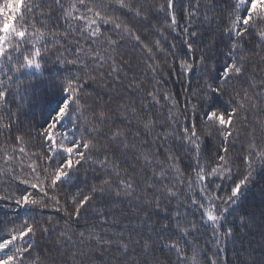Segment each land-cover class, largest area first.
I'll return each instance as SVG.
<instances>
[{"label":"snow or ice","instance_id":"snow-or-ice-1","mask_svg":"<svg viewBox=\"0 0 264 264\" xmlns=\"http://www.w3.org/2000/svg\"><path fill=\"white\" fill-rule=\"evenodd\" d=\"M219 11L218 0H0V202L9 208L0 264H226L229 240L239 243L237 264H264V199L258 212L234 218L243 235L225 227L264 179V0H226L217 41ZM124 42L140 49V73L120 58ZM160 53L179 64V76L199 73L190 108L162 92ZM45 77L59 97L33 136L25 119ZM90 82L100 89L94 104L84 99ZM241 137L245 170L234 179L229 143L237 151ZM206 139L220 140L212 166L201 162ZM174 147L191 153L194 176ZM221 181L231 182L224 196ZM49 207L77 227L45 219ZM208 228L210 258L190 239Z\"/></svg>","mask_w":264,"mask_h":264},{"label":"trees","instance_id":"trees-1","mask_svg":"<svg viewBox=\"0 0 264 264\" xmlns=\"http://www.w3.org/2000/svg\"><path fill=\"white\" fill-rule=\"evenodd\" d=\"M37 2H43V0H37ZM68 2L69 0H65V3ZM156 2L157 4L163 3V0H156ZM218 3H219L220 11L212 14L214 16V23H212L211 25L212 30L215 31V36L217 41H219L220 39V32L216 31V26L221 23H225V24L227 23L226 18L221 20L222 13L226 11V0H218ZM58 15H59L58 13H54V16L58 17ZM177 18L180 25H184L186 23L182 12L177 13ZM161 25H163V21H161ZM205 27H208V25L205 24ZM142 35H147V33H143ZM157 35L158 34L153 32L151 39L154 40ZM171 39L172 37L170 36L169 41H171ZM175 42L179 45L180 38L176 37ZM124 43L125 46L120 50V52L122 53V56L120 58L129 60L133 65V71L140 73V70L145 66L144 61L141 59L142 53L140 49L139 48L134 49L132 47L131 42H124ZM163 46L167 48L168 41H165L163 43ZM54 51L55 50L53 49V52ZM257 51H259V49H257ZM194 55L198 60L199 52H196ZM166 58L169 64H171V67L169 66V64L164 63V59H165L164 53H160L157 56V59L160 60L161 62V68L163 70L162 72L163 79L166 81V83L162 84L161 90L162 92L170 91L174 95L179 109H184L185 107L190 108V104L188 102L195 99V97L192 95V92L195 91L197 88L201 87L203 81L201 79H198L199 73H196L194 76L191 77V79H189L188 77L179 76L178 75L179 64L173 63V58L171 55H168ZM249 59L253 63H257L259 61V57L257 56H250ZM56 75H62V73L60 74L53 73V77H55ZM86 87H88L90 95H87L86 97H84V99L94 104L96 102V93L100 91V89L98 88L97 85L91 82L89 83V85H86ZM58 97H59V88L53 87L51 85V81L48 80L47 77H45L44 83L42 85H38L36 88L34 98H32V106L28 110L27 118L25 119L26 126H30V125L33 126V133H32L33 136H35V128L44 125L52 108L55 107V102ZM17 103H19V100H17ZM166 115H167V108L163 109V116L161 117V119H164ZM187 115L190 116L191 113L188 112ZM199 123L200 121L197 120L198 125ZM35 142H36L35 140L32 141V143ZM257 142L259 143V141ZM171 143L178 144V141H172ZM219 144H220L219 139L205 140V144L202 148V161H201L205 166H212L214 164V158L216 157ZM28 147L29 150H31V144H29ZM232 147L233 145L229 143L230 155L236 161V164L234 166L233 178L239 179L245 170V166L240 162L242 160V155L241 152L239 151V149H241L242 147L246 149L245 138L241 137V142L235 144V148L237 149V151L234 152L231 151ZM173 150L179 154L181 158L180 167L185 170L186 176H194V173H192L189 168V164L195 166L196 163L195 159L191 156V153L188 152L187 149H179L176 147H174ZM129 162L130 163L133 162L131 158L129 159ZM257 167L259 168V165H257ZM219 183L223 185V187L219 190V194L221 196H224L226 192L230 190L231 182L221 181ZM262 185H264V179H261L258 176L257 181L251 186L250 190L245 192L237 211L233 215H230L228 217V221L225 227H227L228 225H234V232L237 238L243 235L244 233H243V229L240 228L238 222L234 218L243 215L245 212L249 214H251L254 211L258 212L259 205L262 199H264V187H262ZM4 191H6V189L0 188V192H4ZM193 192H196V189H193ZM61 203L64 204L63 194L61 195ZM66 207L69 212L72 211L71 203H68ZM120 207L124 208L130 217L136 214V209H134L132 205L128 204L127 202H125L124 205ZM8 210L9 208L7 206V202H0V219H4L3 213ZM90 214L91 212H89L86 215H90ZM43 216L45 219H47L48 216H52L54 218V222H58V226L60 227L64 226L65 220H69V217L65 214L63 209L57 212L54 208L51 207L43 210ZM37 218L39 219V216ZM153 219L156 218L154 217ZM69 222L72 224L74 228L77 227L74 221L69 220ZM86 223L89 226H91L92 221L81 220L80 228H82ZM202 232L204 233L203 235H197L194 238H190V239L193 244H196L197 242L199 243L200 248L203 250L204 257L210 258L213 252H215V247L209 242V238L211 236V229L210 228L203 229ZM238 248H239L238 242L236 243L235 246H233L232 241L229 240L226 250L221 256V260L222 261L226 260V264H237L236 250ZM209 249H211V251H209ZM37 251H39V249ZM158 255L161 256V259H163L165 256H168L169 253L165 250V252L158 253ZM171 258L175 260L174 254H172ZM95 264H101V261L97 260L95 261ZM201 264H208L207 259L202 260Z\"/></svg>","mask_w":264,"mask_h":264}]
</instances>
